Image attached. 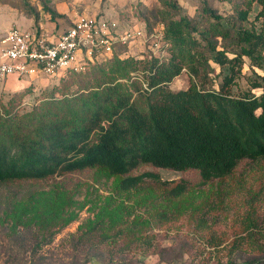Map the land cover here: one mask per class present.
Instances as JSON below:
<instances>
[{
	"label": "trees",
	"instance_id": "trees-1",
	"mask_svg": "<svg viewBox=\"0 0 264 264\" xmlns=\"http://www.w3.org/2000/svg\"><path fill=\"white\" fill-rule=\"evenodd\" d=\"M219 1L229 3L231 12L221 14L203 0L201 16L178 14V19L177 3L163 1L169 59L120 58L117 52H129L120 47L112 59L68 73L31 111H19L29 88L1 103L0 187L21 193L3 215L14 216L21 226L31 223L43 237L53 236L77 218L78 206L96 202L87 199L89 184L73 182L74 177L112 180L113 195L104 198L100 218L89 229L97 236L103 224L113 229L136 213L137 207L126 203L133 196L152 197L157 206L162 198L179 200L195 188L264 164V76L257 73L264 72V30L257 27L264 20V0ZM244 58L258 81L236 96L233 87L243 74ZM183 69L191 76L190 86L172 91L169 85ZM138 72L146 88L134 78ZM218 78L217 88H207ZM160 169L182 177L164 181ZM56 179L48 190L14 187ZM156 216L160 222L176 218L166 211ZM247 219L244 233L261 232L256 218Z\"/></svg>",
	"mask_w": 264,
	"mask_h": 264
},
{
	"label": "rangeland",
	"instance_id": "rangeland-1",
	"mask_svg": "<svg viewBox=\"0 0 264 264\" xmlns=\"http://www.w3.org/2000/svg\"><path fill=\"white\" fill-rule=\"evenodd\" d=\"M163 1L0 0V52L3 48L1 40L12 28L53 38L70 27L80 15H104L118 19L122 26L143 27L149 33L164 26L160 15V11L166 9ZM173 1L180 7L179 11H173L177 12V19L178 14L190 18L201 16L203 0ZM206 1L221 14L231 12L229 3ZM47 9L55 14L54 18ZM255 16L256 12H253L250 21ZM257 27L264 30L263 19L257 22ZM129 48L130 55L143 58L150 55L145 44L137 43ZM171 56L169 53L165 58ZM244 62L243 74L233 87L236 96L248 93L251 82L258 81L250 71L249 60L244 58ZM212 66L218 73V66ZM257 73L264 76L260 70ZM63 76L64 73L57 78L24 77L20 79L23 84L20 90L11 85L6 89L7 80L0 81V104H6L15 93L29 88L31 92L23 97L19 111H31L58 87L59 79ZM134 78L146 88L139 72L134 74ZM214 80L207 88L218 87L220 78ZM190 81L189 72L183 69L169 88L175 92L186 90ZM252 92L260 93L256 89ZM157 171L164 181L182 177L181 173L175 171ZM59 180L14 187L42 191L52 188V184ZM77 180L89 184L87 199L96 202L78 206L75 209L77 218L53 236L46 234L45 237L31 223L21 226L15 224L14 216L3 215L11 201L13 203L14 199L21 198V193L0 187V264H258L264 260V164L245 174L238 171L227 180L195 188L182 199L169 202L162 198L157 206H152V197L148 199L143 194L133 196L126 203L136 206V213L126 219L124 226L112 229L108 223L103 224L104 228L98 231L100 235L106 234L105 238L88 233L98 220L99 207L104 204V198L113 195L110 187L112 180L103 184V179L95 182L80 175L72 181ZM83 197L85 194L79 198ZM163 211L176 214V218L174 216L160 222L156 215ZM248 217L258 220L261 232L255 231L252 235L243 232ZM131 223L133 227H129Z\"/></svg>",
	"mask_w": 264,
	"mask_h": 264
},
{
	"label": "built area",
	"instance_id": "built-area-1",
	"mask_svg": "<svg viewBox=\"0 0 264 264\" xmlns=\"http://www.w3.org/2000/svg\"><path fill=\"white\" fill-rule=\"evenodd\" d=\"M0 81L9 78H57L61 73L85 72L90 66L110 60L120 47L145 44L151 57L169 52L164 26L147 33L143 27L124 25L104 15H80L57 37L10 29L1 40ZM120 58L130 55L117 52Z\"/></svg>",
	"mask_w": 264,
	"mask_h": 264
},
{
	"label": "crops",
	"instance_id": "crops-1",
	"mask_svg": "<svg viewBox=\"0 0 264 264\" xmlns=\"http://www.w3.org/2000/svg\"><path fill=\"white\" fill-rule=\"evenodd\" d=\"M12 86L14 88H16V90H20V87H22V81L20 79H17V78H9L7 79V82L5 83V86H6V89L7 87L9 86ZM36 90V89H35Z\"/></svg>",
	"mask_w": 264,
	"mask_h": 264
}]
</instances>
